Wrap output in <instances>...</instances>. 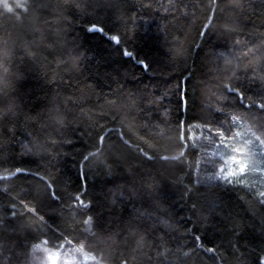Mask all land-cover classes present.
<instances>
[{"label": "trees", "instance_id": "16d2710c", "mask_svg": "<svg viewBox=\"0 0 264 264\" xmlns=\"http://www.w3.org/2000/svg\"><path fill=\"white\" fill-rule=\"evenodd\" d=\"M262 104L264 0H0V264H264L211 157L235 117L264 143Z\"/></svg>", "mask_w": 264, "mask_h": 264}, {"label": "rangeland", "instance_id": "374dc122", "mask_svg": "<svg viewBox=\"0 0 264 264\" xmlns=\"http://www.w3.org/2000/svg\"><path fill=\"white\" fill-rule=\"evenodd\" d=\"M233 127L234 132L227 136V141L222 135L223 140L216 145L217 148H214L211 157L219 159V175L229 181L251 186L264 202V197L259 195L264 192V143L248 121L235 117ZM236 159H241L249 165L245 174L240 173L233 163ZM230 173L235 175L230 177ZM30 257L34 264H101L92 254L69 241L53 248L48 240H37L32 243Z\"/></svg>", "mask_w": 264, "mask_h": 264}, {"label": "snow or ice", "instance_id": "6c2138e0", "mask_svg": "<svg viewBox=\"0 0 264 264\" xmlns=\"http://www.w3.org/2000/svg\"><path fill=\"white\" fill-rule=\"evenodd\" d=\"M261 107H264V104H262L261 105ZM227 139H228V137L227 136H225L224 135V140L225 141H227ZM236 151H239V149H235ZM87 159V158H86ZM233 163L237 166V169H238V171L240 172V173H242V174H245L246 173V171L248 170V168H249V165L248 164H246L243 160H241V159H236L235 161H233ZM232 175H235L234 173H230L229 174V176L231 177ZM243 176V175H242ZM241 176V177H242ZM261 197H264V192H261L260 194H259ZM87 222H91L90 221V219H89V221H87Z\"/></svg>", "mask_w": 264, "mask_h": 264}, {"label": "bare ground", "instance_id": "6f19581e", "mask_svg": "<svg viewBox=\"0 0 264 264\" xmlns=\"http://www.w3.org/2000/svg\"><path fill=\"white\" fill-rule=\"evenodd\" d=\"M31 252H32V246H31ZM31 252H30V254H31ZM30 263H31V264H34V263L31 262V257H30Z\"/></svg>", "mask_w": 264, "mask_h": 264}, {"label": "water", "instance_id": "95a60500", "mask_svg": "<svg viewBox=\"0 0 264 264\" xmlns=\"http://www.w3.org/2000/svg\"><path fill=\"white\" fill-rule=\"evenodd\" d=\"M186 149H187V147H186ZM186 149H185V150H186Z\"/></svg>", "mask_w": 264, "mask_h": 264}]
</instances>
